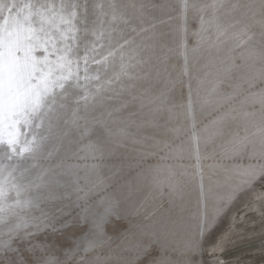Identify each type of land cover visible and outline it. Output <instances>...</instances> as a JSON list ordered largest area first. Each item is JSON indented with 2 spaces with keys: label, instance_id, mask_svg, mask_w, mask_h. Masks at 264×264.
Returning <instances> with one entry per match:
<instances>
[{
  "label": "rangeland",
  "instance_id": "rangeland-1",
  "mask_svg": "<svg viewBox=\"0 0 264 264\" xmlns=\"http://www.w3.org/2000/svg\"><path fill=\"white\" fill-rule=\"evenodd\" d=\"M0 5V264H264V0Z\"/></svg>",
  "mask_w": 264,
  "mask_h": 264
},
{
  "label": "snow or ice",
  "instance_id": "snow-or-ice-1",
  "mask_svg": "<svg viewBox=\"0 0 264 264\" xmlns=\"http://www.w3.org/2000/svg\"><path fill=\"white\" fill-rule=\"evenodd\" d=\"M2 7L0 5V8ZM0 31H2V26H0ZM3 47L4 41L0 38V48ZM17 48H19L18 41ZM34 73L35 68L30 65L27 55L23 60L13 55L11 43H8L6 52L0 51V124L3 123L6 115L27 114L29 111L35 114L43 107L47 86L43 89L34 86L32 84ZM8 143L15 144V140L9 139ZM20 151L24 152L28 149L23 148ZM203 231L204 228L201 229V234Z\"/></svg>",
  "mask_w": 264,
  "mask_h": 264
},
{
  "label": "bare ground",
  "instance_id": "bare-ground-1",
  "mask_svg": "<svg viewBox=\"0 0 264 264\" xmlns=\"http://www.w3.org/2000/svg\"><path fill=\"white\" fill-rule=\"evenodd\" d=\"M62 14H63V13H62ZM54 22H55V21H54ZM52 23H53V22H52ZM26 24H27V23H26ZM19 26H20V25H19ZM27 26H28V25H27ZM11 27H12V26H11ZM28 27H30V26H28ZM19 29H20V28H19ZM24 29H25V28H24ZM17 30H18V29H17ZM20 30H21V29H20ZM26 31H27V30H26ZM16 32H17V31H16ZM17 33H19V35H20V31L17 32ZM21 33H22V31H21ZM23 33H24V32H23ZM15 34H16V33H15ZM26 34L28 35L29 33H26ZM4 35H5V34H4ZM0 36H1V35H0ZM11 36H13V35H11ZM11 36H9V37L11 38ZM16 36H18V34H17ZM16 36H15V38H14L15 40H14L13 38H12V40H11L10 38H9V39H10L11 41H13V40L16 41V40H17V37H16ZM21 36H22V34H21ZM21 36H20V37H21ZM33 36H34V35H33ZM20 37H19V38H20ZM25 37H26V36H25ZM25 37H22V38H25ZM28 37H29V35H28ZM1 38H2V36H1ZM2 39H3V38H2ZM4 40H5V36H4ZM57 40H58V39H57ZM59 40H61V39H59ZM5 41H9L8 38H7V40H5ZM5 41H4V43H5ZM22 41H24V40H22ZM53 41H54V39H53ZM65 42H66V41H65ZM6 43H7V42H6ZM10 43H11V42H10ZM16 43H17V42H16ZM23 43H25V42H23ZM55 43H56V42H55ZM4 45H6V44H4ZM20 46H21V45H20ZM22 46H23V45H22ZM16 47H17V46H16ZM27 47H28V46H27ZM27 47H26V48H27ZM30 47H31V46H30ZM32 47H33V46H32ZM63 47H64V46H63ZM4 48H5V47H4ZM13 48H14V47H13ZM70 48H71V47H70ZM2 49H3V48H2ZM5 49H6V48H5ZM18 49H19V48H18ZM18 49H17V50H18ZM30 49H31V48H30ZM22 50H23V49H22ZM25 50H26V49H25ZM25 50H24V51H25ZM27 50H28V48H27ZM3 51H4V50H3ZM24 51H23V52H24ZM28 51H29V50H28ZM28 51H26V52H28ZM29 52H30V51H29ZM13 54H14V53H13ZM21 54H22V53H21ZM21 54H20V55H21ZM25 54H26V53H25ZM27 54H28V53H27ZM27 54H26V55H27ZM14 56H15V55H14ZM22 56H23V55H22ZM22 56H21V57H22ZM24 56H25V55H24ZM16 57H17V56H16ZM29 57H30V56H29ZM30 58H31V57H30ZM32 59H33V58H32ZM61 61L63 62L62 59H61ZM29 63H30V62H29ZM31 64L33 65L32 62H31ZM39 68H40V67H39ZM47 68H48V67H47ZM35 70H36V69H35ZM51 73H52V72H51ZM42 74H44V73L42 72ZM48 74H49V73H48ZM43 76H45V75H43ZM43 76H42V77H43ZM40 78H41V76H40ZM43 78H44V77H43ZM40 80H41V79H40ZM43 80H44V79H43ZM43 80H41L42 82H40V83H43ZM46 80H47V79H46ZM46 80H45V81H46ZM48 80H49V79H48ZM45 81H44V82H45ZM38 82H39V81H38ZM32 84H33V83H32ZM36 86H37V85H36ZM40 86H41V84H40ZM43 86H44V84H43ZM45 86H46V85H45ZM40 88H41V87H40ZM42 88H43V87H42ZM42 88H41V89H42ZM5 118H6V117H5ZM17 121H18V120H17ZM3 122H5V121L3 120ZM15 122H16V121H15ZM5 123H6V122H5ZM3 124H4V123H3ZM1 125H2V124H1ZM1 125H0V128H1ZM11 125H12V124H11ZM3 127H4V126H3ZM2 129H3V128H2ZM0 130H1V129H0ZM5 130H6V129H5ZM7 130H8V129H7ZM13 131H15V130L13 129ZM1 132L3 133V130H1ZM11 132H12V131H11ZM14 133H17V131L14 132ZM14 135H15V134H12V133H10V132H8V133L6 132V135H3V136H4V138L7 137L8 139H14V140H16V137H15V138L13 137ZM15 136H16V135H15ZM0 138H1V137H0ZM0 140H1V139H0ZM5 141H6V140H5ZM7 144H8V143H7ZM11 214H13V213H11ZM21 214H22V213H21ZM14 215H15V214H14ZM22 215H23V214H22ZM12 216H13V215H12ZM14 217H17V216H14ZM14 217H13V218H14ZM4 221H5V220H4ZM8 223H9V222H8ZM11 223H12V222H11ZM20 223H21V222H20ZM2 224H3V222H2ZM5 226H6V224H5ZM13 226H14V225H13ZM6 228H7V227H6ZM3 230H4V229H3ZM3 230H2V231H3ZM1 239H2V238H1ZM1 239H0V240H1ZM2 243H3V242H2ZM6 245H7V243H6ZM94 246H95V245H94ZM3 248H4V247H3Z\"/></svg>",
  "mask_w": 264,
  "mask_h": 264
}]
</instances>
